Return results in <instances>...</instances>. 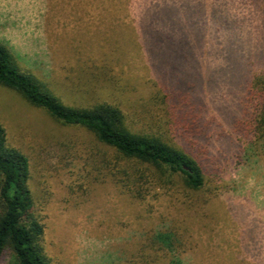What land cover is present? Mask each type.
I'll return each mask as SVG.
<instances>
[{
	"label": "rangeland",
	"instance_id": "obj_1",
	"mask_svg": "<svg viewBox=\"0 0 264 264\" xmlns=\"http://www.w3.org/2000/svg\"><path fill=\"white\" fill-rule=\"evenodd\" d=\"M0 45L64 104L118 105L140 130L171 137L156 97L192 95L201 133L186 143L218 165L197 192L123 188L84 130L0 87L51 264H264V140L236 133L264 79V0H0Z\"/></svg>",
	"mask_w": 264,
	"mask_h": 264
},
{
	"label": "trees",
	"instance_id": "obj_2",
	"mask_svg": "<svg viewBox=\"0 0 264 264\" xmlns=\"http://www.w3.org/2000/svg\"><path fill=\"white\" fill-rule=\"evenodd\" d=\"M36 81L34 75L24 74L12 51L0 45V87L45 112L56 125L84 130L91 139L88 157L94 168L117 185L132 190L151 185L197 192L219 173L208 154L202 157L199 148L186 143L189 136L201 133L192 95L165 88L167 91L156 97H162L159 104L168 118V137L166 133L138 129L118 105H66L53 90L48 87L51 94ZM245 106L248 121L238 122L236 133L264 140L263 78L248 84ZM34 209L29 158L9 145L0 123V264L6 256L15 264H51L44 243L45 229Z\"/></svg>",
	"mask_w": 264,
	"mask_h": 264
}]
</instances>
